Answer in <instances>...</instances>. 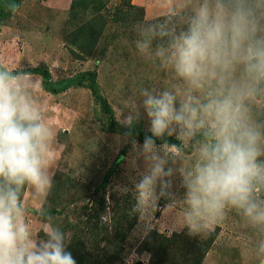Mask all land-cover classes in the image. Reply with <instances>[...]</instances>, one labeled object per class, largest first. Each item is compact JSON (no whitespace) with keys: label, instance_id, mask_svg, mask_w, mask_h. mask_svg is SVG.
<instances>
[{"label":"clouds","instance_id":"clouds-1","mask_svg":"<svg viewBox=\"0 0 264 264\" xmlns=\"http://www.w3.org/2000/svg\"><path fill=\"white\" fill-rule=\"evenodd\" d=\"M4 7L15 18L20 0ZM156 7L158 18L137 25L135 49L174 83L142 88L116 118L132 163L142 159L145 168L129 215L150 230L164 199V211L179 207L182 230L203 238L235 212L247 230L242 258L264 264V0H156ZM38 86L30 73L0 63V264H77L66 231L45 223L39 238L26 215V201L42 205L54 186L55 130ZM142 113L151 135L139 144Z\"/></svg>","mask_w":264,"mask_h":264},{"label":"rangeland","instance_id":"rangeland-1","mask_svg":"<svg viewBox=\"0 0 264 264\" xmlns=\"http://www.w3.org/2000/svg\"><path fill=\"white\" fill-rule=\"evenodd\" d=\"M71 2L23 0L15 18L6 14L0 21V63L13 70L46 67L54 82L82 71H96L99 89L110 104L116 123L124 128L116 120L123 100L129 96L138 98L142 88H163L174 83L170 73L158 71L143 61L135 49L137 25L162 13L156 0H102L101 14L108 22L106 30L96 45L80 50L71 42L77 38V26L90 19L93 8L99 7L88 9L85 19L79 16L73 21ZM90 49L93 55L87 57L86 51ZM31 76L39 81L46 119L55 130L53 189L42 205L30 200L25 203L27 218L39 238H44L40 233L42 226L54 223L66 231L69 242L74 236L76 246L91 233L109 239L108 243L99 238L86 245L94 257L92 264L99 261L97 254L102 250L124 257L123 264H151V251L156 264H196L199 255L193 246L215 233L216 239L201 264H255L251 257L245 261L241 256L247 230L235 212H229L223 225L209 235L193 238L180 227L179 207L164 211L167 201L161 199L153 227L145 230L140 226L138 218L130 216L129 211L135 203L134 183L145 168L142 159L132 163L131 141L109 128L106 112L88 88L77 87L53 95L43 89L41 76ZM135 127L150 133L143 113ZM180 184L177 175L172 191L178 199L184 193ZM125 188L127 193L123 192ZM33 208H42L52 220L46 221ZM123 234L124 240L115 239ZM174 234H182V238L171 244L162 240ZM149 241L152 244L147 245ZM163 252L166 253L161 255ZM71 253L78 263L80 254Z\"/></svg>","mask_w":264,"mask_h":264},{"label":"trees","instance_id":"trees-1","mask_svg":"<svg viewBox=\"0 0 264 264\" xmlns=\"http://www.w3.org/2000/svg\"><path fill=\"white\" fill-rule=\"evenodd\" d=\"M23 0H20V4ZM99 0H72L70 5V19L76 20L77 17L82 16L83 19H85L86 14L88 13V9L92 7H99V8H93V14L92 17L86 22L81 23L79 26H77V38L74 37V39L71 40V42L74 45H78L79 49H88L90 46L96 45L104 31L107 27V19L101 14V8L103 6L102 0L99 1V6H96V2ZM19 2V0H17ZM5 0H0V21L5 17L6 14L9 12L6 10H2L4 7ZM98 10V12H97ZM86 54L87 57H91L93 55L91 49ZM17 71H25L27 73H30L31 75H37L42 77V83H43V89L51 93L53 95L62 94L67 92L69 89L77 88V87H86L88 88L93 97L100 102L101 108L106 112L108 121H109V128L116 133H121L124 135L126 129L120 127L115 119H114V112L108 103L107 99L104 98L102 95L97 80H98V73L96 71L88 70V71H82L77 73L75 76H72L70 78L63 79L58 82H54L51 76V73L48 68L46 67H35V68H27L24 70H17ZM151 135V133L140 131V128L136 127L134 128V138L139 141H144L145 136ZM169 143H179L178 140H176L173 137H166ZM157 143H160V141H157ZM182 234H174L172 238L169 239H162L166 240L167 243L171 244L172 241L176 238H182ZM154 237H159V234H155ZM100 238L99 234L91 233L89 235H85L82 238V241L79 242V244L76 246V239L72 238V240L68 244V250L73 251L74 253H77L80 256L78 257L79 262L77 264H92L91 260L94 258L92 256V251L86 247L88 244H93L97 241V239ZM126 238L123 234V237L120 235H117L115 239H122ZM216 239V234L212 233L209 236L208 240H204L202 242H198V245H194L193 247L197 250V253L199 255V258L196 262V264H201L204 260V258L207 256L209 250L211 249L213 242ZM101 241H105L108 243V238H100ZM152 244L151 241L147 242V245ZM92 247V246H90ZM81 252H77V251ZM151 255H153V260H151V264H156L154 262V252H150ZM166 252H163L164 255ZM99 261H97L95 264H123L125 258L121 255L112 254L106 250H102L98 252L97 254Z\"/></svg>","mask_w":264,"mask_h":264}]
</instances>
